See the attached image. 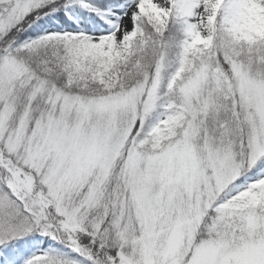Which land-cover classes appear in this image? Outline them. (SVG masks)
<instances>
[{"label":"snow or ice","instance_id":"obj_1","mask_svg":"<svg viewBox=\"0 0 264 264\" xmlns=\"http://www.w3.org/2000/svg\"><path fill=\"white\" fill-rule=\"evenodd\" d=\"M0 264H264V0H0Z\"/></svg>","mask_w":264,"mask_h":264}]
</instances>
